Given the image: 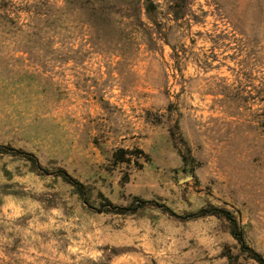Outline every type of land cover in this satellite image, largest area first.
I'll return each mask as SVG.
<instances>
[{
    "label": "rangeland",
    "instance_id": "obj_1",
    "mask_svg": "<svg viewBox=\"0 0 264 264\" xmlns=\"http://www.w3.org/2000/svg\"><path fill=\"white\" fill-rule=\"evenodd\" d=\"M148 1L0 0V264L264 259V0Z\"/></svg>",
    "mask_w": 264,
    "mask_h": 264
},
{
    "label": "trees",
    "instance_id": "obj_2",
    "mask_svg": "<svg viewBox=\"0 0 264 264\" xmlns=\"http://www.w3.org/2000/svg\"><path fill=\"white\" fill-rule=\"evenodd\" d=\"M143 8L146 12H149L152 10L155 9V5L152 3V2H149L148 0H145L144 4H143ZM76 188L79 189V187H77L76 185ZM205 216H223L225 218H227L228 220H231L229 218V214L226 212V211H223L221 209H217V208H210V209H207V208H204V209H201L199 210L198 212L194 213L193 215H189L188 218H200V217H205ZM232 234L233 236L238 240L239 244L242 246L243 249H245V245L243 243V240L239 237V235H237V233L234 231H232ZM251 258L254 259L256 262H258L259 264H264V259L259 255L257 254L256 252L252 251V250H249L247 249Z\"/></svg>",
    "mask_w": 264,
    "mask_h": 264
}]
</instances>
